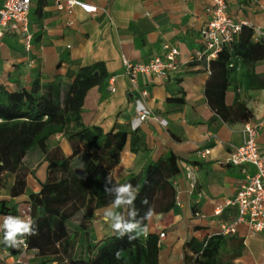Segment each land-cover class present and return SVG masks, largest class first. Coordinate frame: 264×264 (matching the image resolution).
Returning a JSON list of instances; mask_svg holds the SVG:
<instances>
[{
    "label": "crops",
    "instance_id": "crops-1",
    "mask_svg": "<svg viewBox=\"0 0 264 264\" xmlns=\"http://www.w3.org/2000/svg\"><path fill=\"white\" fill-rule=\"evenodd\" d=\"M80 1L96 6L97 10L86 12L80 6H74L67 14L56 8L54 0L32 1V18L36 20L34 24L30 23L31 51L26 52L22 41L15 35L2 38L0 84L9 90H18L29 88L35 78L43 83L60 76L64 81L68 68L101 61L109 76L102 88L93 86L87 91L82 121L86 125L100 126L104 132L109 131L115 122L129 128L136 95L130 91L131 83L124 72L123 58L130 62L148 60L154 55H163L166 52L164 44H176L179 54L174 71L165 78L147 74L138 80L139 86L147 89L142 102L167 124L163 126L158 119L151 118L138 128L145 135V152H132L128 136L119 162L112 169V176L116 181H122L136 174L147 159L157 160L168 150L177 156L180 172L174 179L175 205L167 212L154 213L146 226L149 233H164L158 239L157 264H190L192 250L186 242L205 240L217 232L219 219L234 217L232 207L225 208L220 215H215L214 209L217 204L233 198L246 176L255 171L251 164L233 166L222 163L227 153L241 144L244 122H208L213 115L204 95L209 70L204 61L190 60L200 46L199 29L208 17L205 12L207 0ZM226 2L231 16L264 32V0ZM38 3L41 5L40 17L39 12L33 13ZM253 39L257 40L254 35ZM29 60H33L30 66ZM254 71L264 73V60L254 65ZM236 91L240 93L236 94L232 88L227 90L226 103L230 104L238 97L252 112L250 121L258 122L264 115L260 90L244 91L240 87ZM181 96L183 103L166 100ZM51 139L65 155L72 153L62 134ZM257 142L264 154V128H259ZM203 150L208 152L201 154ZM46 167L47 162L42 160L32 164L26 175L25 192L16 197L9 195L14 174L2 175L0 208L3 205L7 213L0 214V225L3 217L11 215L8 212L12 206L17 214L11 216L30 218L28 192L40 189L41 182L46 179ZM187 167L193 172L194 187L186 174ZM110 205L95 211L92 219L95 241L112 231L103 218L105 208ZM232 236L242 238L243 246L241 255L228 264H264V231L249 234L246 226L240 225ZM0 259L2 264H38L44 257L36 256L27 247L7 245L0 249Z\"/></svg>",
    "mask_w": 264,
    "mask_h": 264
},
{
    "label": "trees",
    "instance_id": "trees-1",
    "mask_svg": "<svg viewBox=\"0 0 264 264\" xmlns=\"http://www.w3.org/2000/svg\"><path fill=\"white\" fill-rule=\"evenodd\" d=\"M38 3L33 13L39 12ZM264 60V40H254L253 30L243 25L240 33L208 62L209 76L204 95L213 115L209 123L245 122L252 116L243 100L230 104L225 95L230 88L244 91L264 88V73L254 65ZM109 74L103 62L68 68L62 77L40 83L35 78L29 88L9 90L0 84V179L14 174L9 195L25 192L29 167L40 160L47 162L46 179L40 189L28 192L29 216L35 235H25L26 247L44 259L38 264H157L158 235L149 233L129 240L114 229L102 239L93 237L92 219L98 208L114 199L105 186L131 183L138 189L134 207L139 220L151 207L154 213L172 209L176 201L175 177L180 172L177 156L168 150L157 160L147 159L142 168L122 181L112 176L120 152L129 136L132 152H145V135L115 122L109 131L82 121L87 91L102 88ZM175 99L179 103L184 98ZM62 134L72 153L65 155L52 136ZM27 161V162H26ZM109 181L111 183H109ZM147 204H142L143 200ZM121 208L116 209L120 211ZM7 213L4 206L0 214ZM16 215L15 206L8 212ZM127 219V209L125 208ZM147 220L142 225H146ZM0 249L4 232L1 229ZM192 250L190 264H228L241 255L242 238L215 232L201 242L188 240Z\"/></svg>",
    "mask_w": 264,
    "mask_h": 264
},
{
    "label": "built area",
    "instance_id": "built-area-1",
    "mask_svg": "<svg viewBox=\"0 0 264 264\" xmlns=\"http://www.w3.org/2000/svg\"><path fill=\"white\" fill-rule=\"evenodd\" d=\"M33 0H3L0 4V43L5 35H15L23 43L24 50L30 52L32 48L31 5ZM57 9L70 14L74 6H80L86 12H95L97 7L80 0H54ZM207 20L199 29L200 46L190 57L191 61H204L208 68V62L217 56V53L229 45L240 33L243 25L253 30L257 40L264 38V32L259 27L249 24L245 20L235 19L227 9L226 0H207L205 6ZM166 52L163 55H154L148 60L130 62L123 58L124 72L128 75L131 86L130 91L136 95L134 99V112L129 120V129L139 128L146 120L156 118L163 126L167 124L165 119H159L153 115L142 99L147 95V89L139 86L138 80L147 74H153L162 78L177 68V56L179 50L176 44H164ZM33 60H29L30 66ZM113 90V87H110ZM261 100L264 102V88L260 89ZM264 128V115L258 122L247 120L244 122L241 133L242 142L232 148L223 164L239 166L251 164L255 171L246 176L239 185L236 195L216 205L215 215H220L227 207L235 209V215L229 220L219 219L217 232L223 236L237 232L240 225H245L249 234H257L264 231V154L259 150L257 142L258 130ZM203 150L201 154L207 153ZM186 174L190 179L191 187H194L195 178L189 167ZM199 215L198 213H196ZM164 233L158 234V239ZM20 244L26 248V241ZM191 264H195L194 261Z\"/></svg>",
    "mask_w": 264,
    "mask_h": 264
},
{
    "label": "clouds",
    "instance_id": "clouds-1",
    "mask_svg": "<svg viewBox=\"0 0 264 264\" xmlns=\"http://www.w3.org/2000/svg\"><path fill=\"white\" fill-rule=\"evenodd\" d=\"M109 183H111L109 181ZM105 192L114 197L111 205L105 208L103 212V218L108 222L112 229H114L121 237L126 234L129 235V240L135 239L139 235L147 236L148 227L142 225L143 221H151L154 216V210L149 207L145 215L139 220L136 219L138 216V210L134 207V201L137 198L138 189L131 183L117 184L112 187L105 186ZM147 200H143L142 204H147ZM121 207L127 209V219L125 215L116 211ZM34 221L30 218L21 219L16 216H5L3 217V224L0 225V229L3 230V243L8 246L16 247L24 243L21 237L25 235H35L36 230L34 228Z\"/></svg>",
    "mask_w": 264,
    "mask_h": 264
},
{
    "label": "rangeland",
    "instance_id": "rangeland-1",
    "mask_svg": "<svg viewBox=\"0 0 264 264\" xmlns=\"http://www.w3.org/2000/svg\"><path fill=\"white\" fill-rule=\"evenodd\" d=\"M35 20H36V18L33 19V18H32V13H31V24H34ZM32 22H33V23H32ZM235 92H236V94H239V93H240L239 91H236V90H235ZM26 162H27V161H26ZM119 212L122 213V214H124V213H125V207H121V209H120ZM0 264H2V263H1V259H0Z\"/></svg>",
    "mask_w": 264,
    "mask_h": 264
}]
</instances>
